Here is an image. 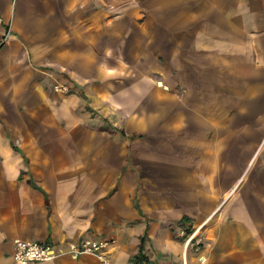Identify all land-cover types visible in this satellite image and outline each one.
I'll list each match as a JSON object with an SVG mask.
<instances>
[{
    "label": "crops",
    "instance_id": "obj_1",
    "mask_svg": "<svg viewBox=\"0 0 264 264\" xmlns=\"http://www.w3.org/2000/svg\"><path fill=\"white\" fill-rule=\"evenodd\" d=\"M84 237L264 264V0H0V264Z\"/></svg>",
    "mask_w": 264,
    "mask_h": 264
},
{
    "label": "built area",
    "instance_id": "obj_2",
    "mask_svg": "<svg viewBox=\"0 0 264 264\" xmlns=\"http://www.w3.org/2000/svg\"><path fill=\"white\" fill-rule=\"evenodd\" d=\"M63 85H55L54 88L61 90ZM64 88V87H63ZM196 229L186 234L184 245L198 249L199 240L196 237ZM109 239L106 237L81 238L78 241L65 243L26 241L19 238L13 241L12 259L15 264H29L53 260L61 255L77 258L81 254L90 253L96 256L99 264H112L109 252ZM181 264H186L183 257Z\"/></svg>",
    "mask_w": 264,
    "mask_h": 264
},
{
    "label": "rangeland",
    "instance_id": "obj_3",
    "mask_svg": "<svg viewBox=\"0 0 264 264\" xmlns=\"http://www.w3.org/2000/svg\"><path fill=\"white\" fill-rule=\"evenodd\" d=\"M55 85H60V86L63 85V86H62V88H60L61 90H57V89L54 88ZM52 88H53L54 91H56L58 93H61V94H66V93L70 92V86H68V84H66V83H64V84H57L56 83V84L52 85ZM101 126H105V123H102Z\"/></svg>",
    "mask_w": 264,
    "mask_h": 264
},
{
    "label": "trees",
    "instance_id": "obj_4",
    "mask_svg": "<svg viewBox=\"0 0 264 264\" xmlns=\"http://www.w3.org/2000/svg\"><path fill=\"white\" fill-rule=\"evenodd\" d=\"M136 258H138V257H136Z\"/></svg>",
    "mask_w": 264,
    "mask_h": 264
}]
</instances>
